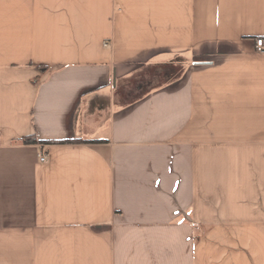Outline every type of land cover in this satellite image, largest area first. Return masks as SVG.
<instances>
[{
  "label": "crops",
  "instance_id": "1",
  "mask_svg": "<svg viewBox=\"0 0 264 264\" xmlns=\"http://www.w3.org/2000/svg\"><path fill=\"white\" fill-rule=\"evenodd\" d=\"M259 37L264 0H0V264H264Z\"/></svg>",
  "mask_w": 264,
  "mask_h": 264
},
{
  "label": "built area",
  "instance_id": "2",
  "mask_svg": "<svg viewBox=\"0 0 264 264\" xmlns=\"http://www.w3.org/2000/svg\"><path fill=\"white\" fill-rule=\"evenodd\" d=\"M256 50L258 52L264 53V37H259L256 39ZM47 160L46 155L40 156V161L45 162Z\"/></svg>",
  "mask_w": 264,
  "mask_h": 264
},
{
  "label": "trees",
  "instance_id": "3",
  "mask_svg": "<svg viewBox=\"0 0 264 264\" xmlns=\"http://www.w3.org/2000/svg\"><path fill=\"white\" fill-rule=\"evenodd\" d=\"M23 141H24L25 143H37V139H35V138H31V137H24V138H23Z\"/></svg>",
  "mask_w": 264,
  "mask_h": 264
}]
</instances>
